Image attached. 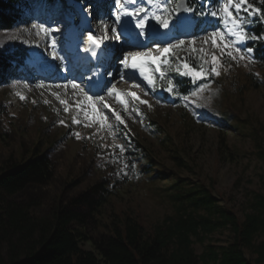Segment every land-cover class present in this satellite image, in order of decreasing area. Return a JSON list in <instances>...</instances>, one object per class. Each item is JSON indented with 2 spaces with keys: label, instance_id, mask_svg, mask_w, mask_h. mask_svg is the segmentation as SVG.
I'll use <instances>...</instances> for the list:
<instances>
[{
  "label": "rangeland",
  "instance_id": "374dc122",
  "mask_svg": "<svg viewBox=\"0 0 264 264\" xmlns=\"http://www.w3.org/2000/svg\"><path fill=\"white\" fill-rule=\"evenodd\" d=\"M106 1L109 2L108 10L104 9L103 2ZM20 4L23 19L12 29H0V40H3L6 33H11L18 35L20 42L26 39L32 43L38 38L34 30L31 35L26 30L31 29L33 23L61 21L62 29L76 32V41L71 49L73 38L68 39V31L61 37L59 50L66 57L63 63L52 59L47 41H40V47L23 43L29 49L28 55L35 57V61L29 59L27 66L15 72L17 76L6 75L4 82H0V165L10 155L14 160H26L34 145H38L40 151L45 152L55 164L54 176L49 183L25 187L15 195L17 202L30 204L36 214L49 216L60 196L61 203L66 204L92 185L101 184L109 191L106 202L93 218L87 217L83 223L74 226L79 234L87 237L80 245L90 251H95L90 238L104 230V225L110 223L113 213L125 212L142 221L146 228L172 213L174 205L169 195L175 175L155 176L152 170L145 168L148 161L139 160L138 156L132 154L119 131L121 125L149 149V159H156L175 170L176 176L184 179L187 186H191L192 182L208 184L210 180L214 181L212 195L217 199L215 206L219 211L211 216L214 221L220 223L224 219L227 207L235 211L240 220L246 213L255 210V195L264 191V165L253 155L255 149L249 136L251 129L257 126L256 122L264 124V70L259 68L256 61L243 50L240 54L234 53L237 58L232 60L227 55L221 56L219 49H213L210 41L205 45V32L194 33V18L193 26L186 33L180 34L179 38L186 41L197 38L195 47H204L209 60L215 52L220 57L217 66L220 75L213 74V79L203 84L205 91L196 97L189 95L188 101L177 98L175 92L164 97L154 93L142 79L137 81L139 87L132 86L130 81L120 80L117 74L120 66L114 62L113 53L143 50L128 44L127 34L134 36L135 27L134 24L126 26L128 30L120 42H106L110 48L103 75L110 81L109 86L115 83L121 92L134 91L148 104H141L128 97L125 111L114 96L110 97L106 90L102 91L100 95L105 96L104 103L120 112L125 124H119L110 116L108 123L112 128H101L96 123L85 127L83 125L87 122L75 107V102L83 99L82 94L70 85L68 89L56 85L63 86L75 78L88 90L82 78L86 71L79 66L78 75H75V66L78 64L76 54L80 53L78 48L83 46L86 30L102 35V31L97 32L99 20L105 19L111 23L114 19L107 15L114 10V0H85L84 3L73 0H21ZM149 23V34L159 31L158 41L161 46L177 35L175 28L166 32L154 21ZM204 28L209 32L212 30L208 26ZM148 47L155 51L156 41L153 38ZM178 55L184 56L186 53L181 51ZM240 55L244 58L240 59ZM54 62L59 68L53 75L46 77L39 71V63ZM206 66L208 69V64ZM106 71L112 72V77L107 76ZM242 84L245 86L241 91ZM17 92L25 99H19ZM60 100L67 102V113ZM73 117L80 119L81 123L74 124ZM74 133H79L80 138ZM118 145L125 148L123 153ZM175 156L182 160L180 170L176 169ZM115 157H119V160ZM66 184L70 186L61 193ZM86 209L84 207L80 210L85 212ZM197 213L206 215L203 209ZM199 234L204 237L202 241L191 236L192 247L197 255L207 252L210 246L219 253L221 247L232 242L233 237L229 225L224 224L215 226L212 231H199ZM262 239L264 234L257 235L254 244ZM243 252L250 261L256 257L252 250L244 249ZM206 261L213 264L208 258Z\"/></svg>",
  "mask_w": 264,
  "mask_h": 264
},
{
  "label": "trees",
  "instance_id": "16d2710c",
  "mask_svg": "<svg viewBox=\"0 0 264 264\" xmlns=\"http://www.w3.org/2000/svg\"><path fill=\"white\" fill-rule=\"evenodd\" d=\"M249 2L264 12V0ZM20 3L21 0H0V29H12L23 19ZM103 3L104 8L108 9V1ZM203 3L204 0H197L198 8L202 7ZM194 17L196 21L203 19ZM248 19L252 21L247 26L249 33L261 38L248 40L239 46L243 51L252 48V53L244 52L264 70V20L258 15ZM199 27H196V31ZM28 51V47L19 40L9 41L0 49V82H4L9 70L15 69L16 72L18 68L27 65ZM199 63V59H195V64ZM206 65L203 64L205 71ZM178 66L179 62L174 60L170 67L164 68L167 79H161L159 74H155L153 91L166 96L169 93L165 90L168 79L173 80L174 92L176 86H179L177 98L194 90L195 85L189 82V78L176 72ZM15 72L8 74L14 77ZM212 75L207 76L205 80L196 81V84L208 83L213 79ZM244 86L240 85L241 91ZM256 125L251 129L249 136L255 149L253 155L264 165V124L258 121ZM119 131L132 154L138 156L139 160H147L149 164L144 167L152 170L155 176L175 175L169 195L174 205L173 212L154 222L149 228L125 212L113 213L110 223L104 225V230L90 238L95 251L85 250L80 243L87 237L79 234L74 226L83 223L87 217L93 218L106 202L109 191L101 184H94L66 204L61 203L60 196L49 216L34 213L30 204L19 203L14 197L29 185L48 184L55 171L54 162L45 152L40 151L38 145H34L29 150L30 157L26 160H14L10 155L0 165V264H208L206 258L213 264H264V239L254 244L256 236L264 234V191L256 193L255 210L246 213L242 220L235 211L227 207L224 219L220 223L214 221L211 216L219 211L215 206L217 199L212 195L213 180L208 184L192 182L191 186H187L184 179L176 176L175 170L156 159H149V149L141 145L125 127L119 125ZM174 159L176 169L180 170L181 158L175 156ZM69 186H63L61 193ZM262 187L264 189V178ZM84 207L87 209L82 212L80 209ZM201 209L206 211V215L197 213ZM219 224L229 225L233 233L232 242L226 247H221L219 253L210 246L207 252L197 255L192 247L191 236L202 241L204 237L199 231H212ZM244 249L254 252L256 257L253 261L245 258Z\"/></svg>",
  "mask_w": 264,
  "mask_h": 264
},
{
  "label": "snow or ice",
  "instance_id": "6c2138e0",
  "mask_svg": "<svg viewBox=\"0 0 264 264\" xmlns=\"http://www.w3.org/2000/svg\"><path fill=\"white\" fill-rule=\"evenodd\" d=\"M209 4L211 5L210 7L208 6ZM182 12L187 15L182 16ZM88 14L91 15L90 11ZM107 15L114 17V19L111 23L105 19L99 20L97 32L102 31V35L94 34L92 30L87 31L86 39L82 41L84 46L79 47L78 51L88 53L91 57L96 58L103 54L106 60L110 48V45L106 42L110 40L120 42L126 31V26L134 24L135 29L138 30L137 37L143 40L148 39V31L151 28L150 21H154L160 29L166 32L175 28L177 35L171 40L165 41L162 46L158 41L159 31L152 34L153 39L156 41L155 51L145 45L143 50L118 52L113 53V56L114 62H118L120 66L117 68L120 80L130 81L132 86L139 87L137 81L142 79L153 90H155V74H159L161 79H167L164 68L170 67L173 60L178 61L179 66L176 68V72L181 76L188 77L189 82L195 85V89L190 90L188 95L181 96L185 101H188L189 95L196 97L205 91V86L196 84V81L205 80L211 74L220 75L217 67L220 63V57L215 52L210 55L209 60L207 59L209 54L204 47H195L197 38L187 41L179 38L180 34L186 33L193 26L194 16L204 18L196 21L197 27L205 24L212 28L210 32L207 31V28L200 29L205 32L203 43L207 45L210 41L212 48L219 49L221 56L227 55L232 60L237 58L234 53L240 54L242 52L240 44H245L248 40L261 38L249 33L247 26L252 21L248 17L258 15L261 20H264V12L261 11V8L254 7V4L250 3L249 0H204L203 6L199 8L197 0H114V10ZM208 17L212 19H208ZM109 29L111 35H109ZM33 30L38 40L30 43L24 39L21 42L29 46L40 47V41H47V48L51 49L49 54L52 59L63 63L66 57L60 54L59 47L61 37L64 36L65 31H68V29L61 28V21L33 23L31 29L26 31L31 35ZM72 38H74L73 34L68 31V39L71 40ZM19 39L20 37L16 34L6 33L3 40H0V47L6 42ZM181 51L186 53L184 57L178 55ZM244 51L250 54L253 49L246 48ZM243 58L244 56L240 55V59ZM195 59H199L200 63L195 64ZM190 60L193 62L190 63ZM205 63L208 64L207 71L203 68ZM99 66L103 67V62ZM105 74L109 77L113 75L112 72L108 71ZM109 84L110 81L104 80L103 76H101L98 80L89 78L86 85L88 90L82 87L81 83H78L75 78L69 80L63 86L56 85V87L68 89L70 85L73 90H79L82 94L83 99L76 101L75 107L77 112L82 114L84 121L87 122L83 126L90 127L92 123H96L101 128H112L113 126L108 123L110 116L119 124H125L121 113L111 108L109 104L104 103L105 96L100 95L99 92H93L92 89L106 90V94L110 97L114 96L117 102L124 106L125 111H127L128 97L139 101L141 104H148V102L140 99L139 95L134 91L121 92L117 89L115 83H111L110 86ZM40 86L43 87V85ZM165 90L170 94L174 93L172 79H168V86ZM175 92L179 94L178 85ZM16 95L21 100L25 99L19 92ZM57 99H59L58 94ZM60 103L65 105L64 112L67 113L69 111L67 102L60 100ZM185 107H187V104H185ZM137 114H139L138 110ZM72 122L80 124L81 120L73 117ZM74 135L78 139L80 138L79 133H74ZM117 147L121 153L125 151L122 145ZM115 159L119 160V157H115ZM125 167H128V165L125 164Z\"/></svg>",
  "mask_w": 264,
  "mask_h": 264
},
{
  "label": "bare ground",
  "instance_id": "6f19581e",
  "mask_svg": "<svg viewBox=\"0 0 264 264\" xmlns=\"http://www.w3.org/2000/svg\"><path fill=\"white\" fill-rule=\"evenodd\" d=\"M87 31H89V30H86V33H87ZM72 34H73V39H72V46L73 47H71V49L72 48H74V46H75V44H73L76 40H75V38H76V32L75 31H70ZM148 45V44H147ZM82 47V46H81ZM77 56H76V58H77V63L78 62H80L81 61V59H83V57H84V55H85V53H83V52H80L79 54H76ZM95 59V58H94ZM95 61H96V63L98 62V61H100V58H96L95 59ZM89 63H90V61H88ZM103 62V64H106L105 62V60L104 59H101V63ZM52 64H56L55 62L54 63H52ZM57 65V64H56ZM57 67H59L58 65H57ZM77 67H79V65L77 64L76 66H75V68H76V74L75 75H78L77 74V72H79V68H77ZM81 70H85V71H87V70H89V71H91L92 69H91V66L90 65H87V66H81ZM86 73V72H85Z\"/></svg>",
  "mask_w": 264,
  "mask_h": 264
}]
</instances>
